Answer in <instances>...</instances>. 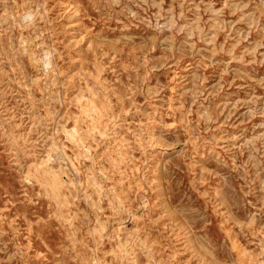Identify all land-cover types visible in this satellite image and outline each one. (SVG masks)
<instances>
[{
	"label": "rangeland",
	"instance_id": "obj_1",
	"mask_svg": "<svg viewBox=\"0 0 264 264\" xmlns=\"http://www.w3.org/2000/svg\"><path fill=\"white\" fill-rule=\"evenodd\" d=\"M0 264H264V0H0Z\"/></svg>",
	"mask_w": 264,
	"mask_h": 264
}]
</instances>
